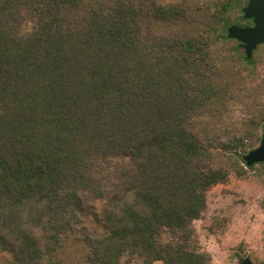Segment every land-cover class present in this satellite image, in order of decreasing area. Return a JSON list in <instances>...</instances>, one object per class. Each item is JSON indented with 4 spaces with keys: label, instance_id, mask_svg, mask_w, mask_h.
Listing matches in <instances>:
<instances>
[{
    "label": "trees",
    "instance_id": "obj_1",
    "mask_svg": "<svg viewBox=\"0 0 264 264\" xmlns=\"http://www.w3.org/2000/svg\"><path fill=\"white\" fill-rule=\"evenodd\" d=\"M246 3L0 0V264H212L193 222L264 124Z\"/></svg>",
    "mask_w": 264,
    "mask_h": 264
},
{
    "label": "rangeland",
    "instance_id": "obj_2",
    "mask_svg": "<svg viewBox=\"0 0 264 264\" xmlns=\"http://www.w3.org/2000/svg\"><path fill=\"white\" fill-rule=\"evenodd\" d=\"M240 117L235 110L232 119ZM246 172L243 178L232 173L225 183L212 187L204 212L193 222L212 264H240L246 258L264 264V167L257 163Z\"/></svg>",
    "mask_w": 264,
    "mask_h": 264
},
{
    "label": "water",
    "instance_id": "obj_3",
    "mask_svg": "<svg viewBox=\"0 0 264 264\" xmlns=\"http://www.w3.org/2000/svg\"><path fill=\"white\" fill-rule=\"evenodd\" d=\"M242 17L251 19L252 25L230 24L226 28L227 37L239 42L245 56L249 59L258 45L264 44V0H247L241 8ZM246 166L264 162V124L260 143L242 155ZM240 264H252L248 258Z\"/></svg>",
    "mask_w": 264,
    "mask_h": 264
},
{
    "label": "flooded vegetation",
    "instance_id": "obj_4",
    "mask_svg": "<svg viewBox=\"0 0 264 264\" xmlns=\"http://www.w3.org/2000/svg\"><path fill=\"white\" fill-rule=\"evenodd\" d=\"M248 20H250L251 23H250V24H247V25H252V20H251V19H248ZM241 26H246V25H241ZM243 260H244V259H243ZM243 260H242V261H243Z\"/></svg>",
    "mask_w": 264,
    "mask_h": 264
}]
</instances>
